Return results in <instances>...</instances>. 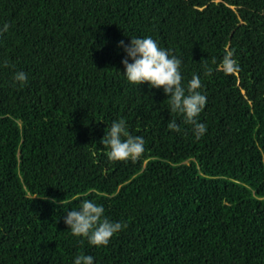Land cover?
Returning a JSON list of instances; mask_svg holds the SVG:
<instances>
[{"label":"trees","instance_id":"1","mask_svg":"<svg viewBox=\"0 0 264 264\" xmlns=\"http://www.w3.org/2000/svg\"><path fill=\"white\" fill-rule=\"evenodd\" d=\"M5 23L0 264H264V0H0ZM145 35L182 60V83L199 75V138L162 87L123 75L117 42ZM119 119L144 138L135 161L100 142ZM81 198L126 225L107 245L64 223Z\"/></svg>","mask_w":264,"mask_h":264},{"label":"clouds","instance_id":"2","mask_svg":"<svg viewBox=\"0 0 264 264\" xmlns=\"http://www.w3.org/2000/svg\"><path fill=\"white\" fill-rule=\"evenodd\" d=\"M7 28L5 23L0 31H6ZM117 43L125 53L121 63L126 79L137 85L146 81L151 87H162L168 98L170 111L183 114L185 122L192 125L194 136H202L206 131V124L197 117L205 107L207 97L199 91V75L193 73L187 83H182V60L173 54L171 48L160 46L150 35L130 36L127 43L124 40ZM212 62L215 63V58ZM219 69L225 74L239 70L233 50H225ZM212 71L211 67L205 68L206 73ZM13 80L24 83L27 81V73L18 70L13 73ZM167 127L179 131V125L174 119L168 121ZM100 142L108 147L107 156L110 160L132 161L142 154L145 143L142 136L126 131V122L123 119L113 120ZM64 211L63 220L71 233L85 237L91 245H107L114 234L126 227L120 221H113L105 216L104 206L91 199L81 198L78 207ZM73 264H94V257L90 254H77L73 258Z\"/></svg>","mask_w":264,"mask_h":264}]
</instances>
